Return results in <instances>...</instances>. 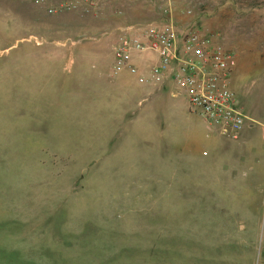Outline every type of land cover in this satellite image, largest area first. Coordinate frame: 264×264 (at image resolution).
<instances>
[{"label": "rangeland", "instance_id": "rangeland-1", "mask_svg": "<svg viewBox=\"0 0 264 264\" xmlns=\"http://www.w3.org/2000/svg\"><path fill=\"white\" fill-rule=\"evenodd\" d=\"M169 2L97 0L86 7L89 11L79 8L50 15L31 0H0V264H63V250L53 251L51 229H57L54 235L66 246L71 238L91 241L101 230L98 256L105 257L106 247L112 249L107 255L122 253L110 248L108 235L103 234L132 230V222L140 220L139 227H144V194L153 199L174 196L184 211L196 191L207 190L187 177L170 186L144 181V171L232 167L205 155L207 125L184 96L174 99L182 108L176 128L164 129L163 108L173 100L171 91L164 104H151V94L133 99L128 114L119 118L114 99L79 83L103 74L111 82V48L119 29L161 22L162 8ZM172 4L179 28H192L235 53L232 88L254 127L249 141L264 144V0H172ZM188 9L192 14L185 13ZM240 138L226 139L235 146ZM253 158H264V152ZM44 171L67 172L61 176L69 178L28 173ZM111 199L120 201V207L103 209ZM216 213L220 227L214 224V229L224 227L230 238L218 245L229 255L234 250L252 254V261L242 264H264V213L261 226L256 218L243 227L238 220L234 227L231 211ZM221 214L230 215L222 219ZM105 215L109 223H103ZM145 218L155 215L149 212ZM224 220L228 227L221 226ZM82 227L83 235L78 232ZM117 246L125 248V241ZM213 262L231 260L214 255Z\"/></svg>", "mask_w": 264, "mask_h": 264}, {"label": "crops", "instance_id": "crops-1", "mask_svg": "<svg viewBox=\"0 0 264 264\" xmlns=\"http://www.w3.org/2000/svg\"><path fill=\"white\" fill-rule=\"evenodd\" d=\"M111 53L110 68L114 64L112 48ZM157 62L158 58L153 52L137 54L134 58V63L139 66L143 73H147L149 68ZM79 83L87 85L85 86L87 91L105 92L111 100L114 99L116 107L120 108L119 113H116L117 109L115 110L119 118L123 114H128L126 108L131 106L133 99L137 100L143 94L144 96L151 94L153 100L151 104H164L163 102L168 100L165 96L170 95L169 91L172 90L171 85H166L164 88L148 84L142 85L136 76L127 71L111 82L108 79V74H103L95 75L90 80L89 78H82ZM170 96L173 100H169L166 110L163 108L167 116L166 122L163 123L166 124L164 129H175L181 119L182 108L176 101L174 102V99L178 97H173L172 94ZM253 129L254 127L248 124L240 133L241 138L235 141L237 143L235 146L229 145L228 139L216 132L210 138H206L207 140H203L209 150L206 156L210 155L214 162L232 164L229 169L185 172L175 170L144 171V181H155L170 186L180 178L187 177L197 180V188L205 186L207 192L196 191L193 200H191L192 204L184 211H181L180 204L175 203L176 198L174 196L164 195L153 199L150 195L144 194V227H139V224L142 223L140 220L132 222V224L134 223L132 230L114 231L115 236L103 234L108 235L107 242H110L108 244L110 248L113 245L115 248L122 249L124 251L122 253L107 255L112 249L106 247L103 249L105 254L102 255L105 257L98 256L102 248L101 237L97 236L102 233L101 230L97 231L96 237L91 241L84 239V236L80 240L78 237L71 238L68 240L69 245L66 246L60 237L54 235L57 229H51L53 248L55 249L53 251L63 250L64 252L60 262L63 264H118L121 263L118 260L123 258L124 262L121 264H214V255L230 259V264L252 261V254H241L242 251L234 250L229 255L226 247L219 246V243H228L230 238L224 227L218 231V229H214V224L220 227V224L215 222L218 216L216 212L220 209V211L232 212L231 216L235 219L234 227L237 226V220L243 227L244 223L247 222L252 225L251 223L256 218L259 220L257 226H261V216L264 213V158H253V156H260L264 152V144L263 140L257 139L255 144L249 141V138L253 137ZM126 131L129 135L130 130ZM197 152H199L198 146L195 149V156L199 158ZM246 156L248 158H245ZM28 173L54 175L36 176L38 178H69L61 176L67 172ZM181 174L183 176L180 177ZM232 190L233 192L230 193ZM119 203L120 201L111 199L105 203L103 209L110 211L120 207ZM130 205L131 202L128 206L130 207ZM149 212L155 215L154 219L145 218ZM189 213L188 218L187 214ZM165 215L170 217L161 218ZM221 215L222 219H227L230 214ZM107 217L108 215H105L103 223H109ZM128 223L130 224L131 221ZM101 225V222H98L96 226L100 227ZM222 225L228 227L229 223L224 220ZM78 232L83 235V227ZM118 233H120L119 236H116ZM233 238L238 241L239 234H235ZM124 241L125 248L117 246V242Z\"/></svg>", "mask_w": 264, "mask_h": 264}, {"label": "built area", "instance_id": "built-area-1", "mask_svg": "<svg viewBox=\"0 0 264 264\" xmlns=\"http://www.w3.org/2000/svg\"><path fill=\"white\" fill-rule=\"evenodd\" d=\"M31 1L45 7L48 14L57 15L79 8L89 11L86 7L94 6L97 0ZM173 11L170 0L162 8L161 22L130 24L119 29L112 46L114 64L109 78L113 81L127 71L142 85H171L172 96H184L192 111L200 114L208 128L207 138L216 132L236 140L251 121L231 84L237 57L206 35L192 28H179ZM185 13L190 15L192 10ZM146 52L155 53L158 62L143 73L134 58Z\"/></svg>", "mask_w": 264, "mask_h": 264}]
</instances>
